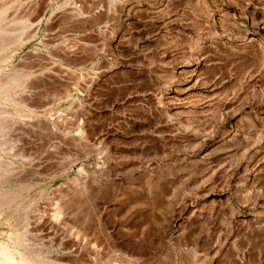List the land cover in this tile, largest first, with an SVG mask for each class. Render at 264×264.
<instances>
[{"label":"rangeland","instance_id":"rangeland-1","mask_svg":"<svg viewBox=\"0 0 264 264\" xmlns=\"http://www.w3.org/2000/svg\"><path fill=\"white\" fill-rule=\"evenodd\" d=\"M2 84L12 252L264 264V0H0Z\"/></svg>","mask_w":264,"mask_h":264},{"label":"bare ground","instance_id":"bare-ground-1","mask_svg":"<svg viewBox=\"0 0 264 264\" xmlns=\"http://www.w3.org/2000/svg\"><path fill=\"white\" fill-rule=\"evenodd\" d=\"M6 47V46H5ZM5 88V85H1L0 88ZM6 89V88H5ZM4 89V90H5ZM2 90V89H1ZM1 92V91H0ZM4 93V92H3ZM5 204V203H4ZM8 239V237H7ZM18 240V239H17ZM9 241V240H8ZM13 241V240H12ZM11 241V242H12ZM13 242H19V241H16V239H14ZM22 242V241H21ZM12 244V243H11ZM19 244V245H18ZM18 247L21 245V243H18ZM24 243H22L23 245ZM21 245V246H22ZM20 246V247H21ZM24 248V247H23ZM31 258H29L28 256H26V254L22 251V249H18L17 248V251L16 252H12L7 243H3V242H0V264H36L35 261H33L32 259L30 260ZM39 264V263H37ZM46 264V263H45Z\"/></svg>","mask_w":264,"mask_h":264}]
</instances>
